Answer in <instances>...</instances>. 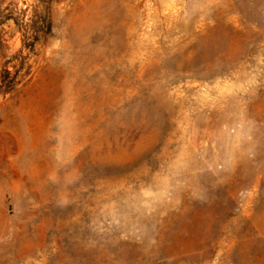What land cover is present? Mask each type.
<instances>
[{
    "label": "rangeland",
    "instance_id": "obj_1",
    "mask_svg": "<svg viewBox=\"0 0 264 264\" xmlns=\"http://www.w3.org/2000/svg\"><path fill=\"white\" fill-rule=\"evenodd\" d=\"M0 264H264V0H0Z\"/></svg>",
    "mask_w": 264,
    "mask_h": 264
},
{
    "label": "trees",
    "instance_id": "obj_2",
    "mask_svg": "<svg viewBox=\"0 0 264 264\" xmlns=\"http://www.w3.org/2000/svg\"><path fill=\"white\" fill-rule=\"evenodd\" d=\"M44 23L46 24V28L51 29V21L49 18V14H46V16L44 18ZM46 31L47 30H45V32ZM25 46H27L26 43H25ZM29 72L30 71H27L24 75H22L20 80H17L18 75H19V71H16L13 74V72L10 69L6 68V69H4V72L1 75V81L3 84L5 83L7 85L6 90H11V89H14L23 79H25V77H27Z\"/></svg>",
    "mask_w": 264,
    "mask_h": 264
},
{
    "label": "bare ground",
    "instance_id": "obj_3",
    "mask_svg": "<svg viewBox=\"0 0 264 264\" xmlns=\"http://www.w3.org/2000/svg\"><path fill=\"white\" fill-rule=\"evenodd\" d=\"M98 158V157H97ZM98 160H100V159H98Z\"/></svg>",
    "mask_w": 264,
    "mask_h": 264
}]
</instances>
